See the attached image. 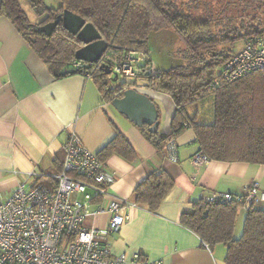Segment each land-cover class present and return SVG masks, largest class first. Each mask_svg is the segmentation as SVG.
Returning <instances> with one entry per match:
<instances>
[{"label":"trees","instance_id":"16d2710c","mask_svg":"<svg viewBox=\"0 0 264 264\" xmlns=\"http://www.w3.org/2000/svg\"><path fill=\"white\" fill-rule=\"evenodd\" d=\"M23 1L36 21H31L22 0H1L0 16L11 21L54 79L91 78L102 98L112 103L142 78L148 89L168 95L176 107L170 134L140 128L155 147L166 148L171 139L192 128L198 152L210 161L264 165V74L215 84L220 68L237 53L234 45L264 35V0H60L58 8L49 7L46 0ZM65 10L92 23L109 43L98 63L76 60L83 44L63 27ZM58 19L52 35L39 30ZM155 51L162 54L163 67L155 66ZM131 52L143 56L138 75L133 84H119L114 67ZM153 66L155 72H149ZM208 97L214 98V122L200 124L187 107ZM97 155L104 162L114 155L128 161L137 157L119 130ZM63 163L58 161V172ZM48 180L52 182L50 176ZM37 183L46 185L42 177ZM174 185L166 171L153 172L136 188V202L157 213ZM238 208L236 199L210 203L200 198L183 212L181 224L210 249L225 246V264H264V209L252 206L246 211L243 232L236 238Z\"/></svg>","mask_w":264,"mask_h":264},{"label":"crops","instance_id":"0c3cea01","mask_svg":"<svg viewBox=\"0 0 264 264\" xmlns=\"http://www.w3.org/2000/svg\"><path fill=\"white\" fill-rule=\"evenodd\" d=\"M1 2V0H0ZM138 80L140 84H138ZM137 91L147 95L159 112L161 135L171 132L176 107L165 94L146 87L137 78ZM119 130L136 152L128 161L112 156L105 170L116 179L112 197L127 205L122 213L130 220L109 236L115 254L139 253L161 264H225L226 247L210 249L193 231L181 224L185 210L211 193L240 195L254 181L264 191V165L208 161L198 166L194 155L200 150L194 130L176 138L178 160L169 159L167 149L155 147L139 127L102 98L93 79L72 75L52 77L45 63L19 34L11 21L0 16V192L10 195L20 185L33 186L42 177L59 173L64 145L75 133L83 145L98 154ZM166 171L175 181L157 213L136 202V188L153 172ZM256 207L264 209V203ZM246 212H239L245 218ZM103 216L89 224L104 226ZM238 221V220H237ZM239 226V225H238ZM236 225L234 236L242 234Z\"/></svg>","mask_w":264,"mask_h":264},{"label":"built area","instance_id":"2783aa9c","mask_svg":"<svg viewBox=\"0 0 264 264\" xmlns=\"http://www.w3.org/2000/svg\"><path fill=\"white\" fill-rule=\"evenodd\" d=\"M141 61L142 55L131 52L116 63L114 71L135 78ZM149 72L154 73L155 66ZM254 72L264 74V35L246 42L220 68L215 84L236 81ZM166 149L169 159L176 162V139H171ZM64 155L63 170L52 175L50 185H20L8 196L0 192V264H161L139 253L130 257L113 252L109 236L130 220L122 213L125 202L112 197L115 177L74 132L64 145ZM208 161L202 152L194 155L198 166ZM201 198L210 203L236 199L239 213L264 203V191L254 181L239 196L211 193ZM103 216L109 218L106 225L89 224Z\"/></svg>","mask_w":264,"mask_h":264},{"label":"water","instance_id":"95a60500","mask_svg":"<svg viewBox=\"0 0 264 264\" xmlns=\"http://www.w3.org/2000/svg\"><path fill=\"white\" fill-rule=\"evenodd\" d=\"M62 23L63 27L71 34L76 35L83 44V47L76 52V60L96 64L103 58L109 49V43L102 38L92 23H87L84 18L68 10L63 13ZM59 24L60 19L40 27L39 30L50 36ZM109 73L111 74V72ZM116 80L114 79V81ZM112 106L137 127L147 126L150 133L158 132L159 112L156 104L149 96L135 88L126 89L122 98L112 101Z\"/></svg>","mask_w":264,"mask_h":264},{"label":"rangeland","instance_id":"374dc122","mask_svg":"<svg viewBox=\"0 0 264 264\" xmlns=\"http://www.w3.org/2000/svg\"><path fill=\"white\" fill-rule=\"evenodd\" d=\"M23 8L29 15L30 19L32 22L36 21L35 15L33 14L32 10L30 7L27 5L25 1L22 0ZM46 4L51 7V8H58L60 6V0H46ZM243 42H238L234 45L233 49L235 51L240 50L243 47ZM154 56V64L155 66L163 67L164 66V60L162 54L158 52H153ZM114 77V76H113ZM126 82L127 84H133L135 82L134 78L130 77H124L120 76L118 78L117 83H124ZM138 84H140L138 80ZM187 113L189 114L190 117H195L197 116V121L200 124H213L214 122V98L213 97H208L202 101H199L197 103L191 104L187 107ZM239 225V226H238ZM241 225V230L243 232V226H244V217L241 216L239 217L237 221V226L240 228ZM241 236V235H240ZM240 236L238 238H240Z\"/></svg>","mask_w":264,"mask_h":264}]
</instances>
